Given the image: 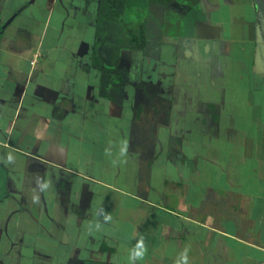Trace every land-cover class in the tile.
Returning a JSON list of instances; mask_svg holds the SVG:
<instances>
[{
  "label": "crops",
  "instance_id": "obj_1",
  "mask_svg": "<svg viewBox=\"0 0 264 264\" xmlns=\"http://www.w3.org/2000/svg\"><path fill=\"white\" fill-rule=\"evenodd\" d=\"M102 1L0 0V264H258L264 0Z\"/></svg>",
  "mask_w": 264,
  "mask_h": 264
},
{
  "label": "trees",
  "instance_id": "obj_2",
  "mask_svg": "<svg viewBox=\"0 0 264 264\" xmlns=\"http://www.w3.org/2000/svg\"><path fill=\"white\" fill-rule=\"evenodd\" d=\"M121 1H124V0H113V1H110V0H106L105 2L102 1L101 5H100V14H99V21H98V32H101V28L103 27V25H105L104 23H106V30L107 31H111L112 28L108 27V26H114L116 23L112 22V21H116L118 25H121L122 24V18H121V11H122V5H121ZM112 2V3H110ZM157 2V0H156ZM115 28H117L118 26H114ZM113 27V28H114ZM125 28V27H124ZM126 29V28H125ZM142 30L141 27H138L136 29H133V28H130L129 29L127 28L125 34H126V37H114L112 38L113 42H114V45H116L118 48L122 47V46H127V47H138L142 40H143V37L142 35H138L136 33L137 30ZM118 30H121L120 27H118ZM99 35V33H98ZM99 45V43H98ZM100 60H99V55H98V66L102 67V66H105L106 67V64L105 62L102 64H100ZM109 64V62H107ZM112 67H114L113 69L115 70V72L117 70V61L113 62L111 64Z\"/></svg>",
  "mask_w": 264,
  "mask_h": 264
},
{
  "label": "clouds",
  "instance_id": "obj_3",
  "mask_svg": "<svg viewBox=\"0 0 264 264\" xmlns=\"http://www.w3.org/2000/svg\"><path fill=\"white\" fill-rule=\"evenodd\" d=\"M105 219H110V217H105ZM147 249L144 245L143 238L138 240L135 247L131 250L129 253V260L132 262V264H135V261L137 260H143L144 255L146 253ZM190 249L188 247L184 248L183 251L180 253L179 258L175 261V264H189L188 259V253Z\"/></svg>",
  "mask_w": 264,
  "mask_h": 264
},
{
  "label": "built area",
  "instance_id": "obj_4",
  "mask_svg": "<svg viewBox=\"0 0 264 264\" xmlns=\"http://www.w3.org/2000/svg\"><path fill=\"white\" fill-rule=\"evenodd\" d=\"M258 264H264V259L261 262H259Z\"/></svg>",
  "mask_w": 264,
  "mask_h": 264
}]
</instances>
